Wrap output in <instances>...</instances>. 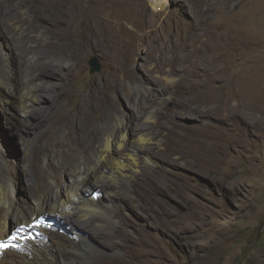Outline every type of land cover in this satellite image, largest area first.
<instances>
[{
	"label": "rangeland",
	"instance_id": "1",
	"mask_svg": "<svg viewBox=\"0 0 264 264\" xmlns=\"http://www.w3.org/2000/svg\"><path fill=\"white\" fill-rule=\"evenodd\" d=\"M78 1L8 0L14 13L17 7L21 10L24 33L15 36L7 18L0 16V82L26 81L25 68L36 60L30 51L39 45L57 51L73 68L81 66L76 54L82 48V73L70 86L87 94L98 81L106 85L88 97L87 111L98 114L106 108L111 115L120 106L130 123L131 141L139 128L153 126V120L145 119L143 103L158 93L162 99L152 105V112L164 134L155 151L161 157L152 166L164 187L156 182L149 186L141 175L139 182L148 189L136 205L120 199L123 193L117 192V210L132 220L129 230L143 232L148 241L142 247L152 254V264H264V0ZM125 17L135 24L126 23ZM92 27L93 48L87 42ZM121 28L129 30V38ZM233 33L236 42L225 40ZM130 39L142 40L157 59L149 61L144 53L135 62L136 46L134 54L130 50L122 56L118 47ZM93 58L101 66L95 74ZM47 63L41 61L39 67ZM154 68L172 75L171 85L178 87L162 91L165 78L153 76ZM138 84L152 89L147 97ZM203 94L208 101L197 98ZM8 102L9 94L0 85V182L8 194L15 190L16 205L26 208L36 175L26 156L25 133L8 121L19 114ZM77 107L78 102L67 98L56 114H72ZM234 107L239 108L238 118H228V108ZM52 128L39 133L49 134ZM217 134L224 144L221 160L213 150ZM149 145L155 147L153 142ZM141 168L148 169L145 164ZM70 179L68 174L66 183ZM188 215L192 225L184 229L182 218ZM63 217L59 226L71 232L74 227ZM8 224L13 230V221ZM96 228L114 233L105 225ZM117 252L96 262L109 264L126 256Z\"/></svg>",
	"mask_w": 264,
	"mask_h": 264
},
{
	"label": "bare ground",
	"instance_id": "2",
	"mask_svg": "<svg viewBox=\"0 0 264 264\" xmlns=\"http://www.w3.org/2000/svg\"><path fill=\"white\" fill-rule=\"evenodd\" d=\"M7 2L8 0L0 4V11L4 14L0 16L7 18L12 33L17 36L24 33L19 25L21 19L18 13L21 10L17 7L14 13ZM125 20L128 24H135L132 18L125 17ZM121 29L123 36L127 35L129 38V30ZM93 37L92 27L90 38L87 40L92 48ZM229 39L235 40L234 33L225 40ZM135 46L136 54L132 50ZM235 49L238 51V45ZM118 50L122 56H126L131 50L135 62L140 61L144 53L149 61L157 59L142 40L130 39L126 45H120ZM30 53L35 54L36 60L30 61L25 68L28 79L25 81L26 77L6 78V83L0 82V85L5 87L9 94L8 103L14 104L18 110L19 114H14L8 121L25 133L22 138L27 144L26 156L31 170L36 175V181L31 187L30 204L26 208H19L14 201L15 190L8 194L7 186L0 182V241L11 235L8 222L13 221L16 229L20 225L31 224L39 215L51 214L58 219L64 216L74 228L66 233L61 223V226L54 230H42L40 238L28 242L23 249L10 250L0 256V264H90L93 260L96 264H104L96 262L97 259L104 255L115 256L119 250L124 251L126 256L115 257L109 264H152V254L142 247L148 240L145 241L142 231L129 230L132 229V220L123 210H117L116 198L117 192H122L120 199L138 204L148 189H144L143 183L139 182L141 175L149 186L155 187L156 182L159 188L164 187L163 182L156 179L158 171L152 166L156 159L161 157L155 151L163 141L164 134L159 121L154 117L152 105L162 97L157 93L143 103L144 106L147 105L145 119L153 120L154 124L139 128L135 141H131L128 126L130 123L120 106H117L111 115H108L106 108L98 114L87 111L88 97L95 91L102 92L106 85L98 81L95 87L86 89L87 94L78 93L70 86L72 79L82 73V62L86 54L82 48L76 54L81 66L76 68L51 48H42L39 45L32 48ZM214 60L217 65L220 64L218 60ZM41 61L49 63L39 67ZM152 75L164 76L167 84L162 83V91L170 92L178 87L171 85L174 78L170 74L154 68ZM48 78L54 80L53 83H50ZM190 78L192 79V76ZM41 79L47 82L39 83ZM193 81L201 82L196 79ZM205 85L208 86V83ZM137 86L146 97L152 91L147 85ZM67 98L78 102V110L72 114L65 112L57 115V109ZM197 98L209 100L204 94L198 95ZM227 113L228 118L236 119L239 116V108H228ZM49 125L53 127L51 132L40 135L39 132ZM235 132L236 128V137ZM217 139L213 150L221 160L224 144L221 135L217 134ZM150 142H153L155 147L150 146ZM2 159L6 168V159ZM142 164L148 169H139ZM68 174L71 179L66 183ZM99 191L105 195H99ZM88 192H91L92 196H82V193ZM143 210L147 211L148 208L145 206ZM81 219L86 221L80 222ZM182 221L183 228L190 229L191 217L185 216ZM174 223L176 220H172L171 224ZM97 225L108 226L114 233L107 229H97ZM167 226V223L161 225L163 228Z\"/></svg>",
	"mask_w": 264,
	"mask_h": 264
},
{
	"label": "clouds",
	"instance_id": "3",
	"mask_svg": "<svg viewBox=\"0 0 264 264\" xmlns=\"http://www.w3.org/2000/svg\"><path fill=\"white\" fill-rule=\"evenodd\" d=\"M38 221H43L42 226H35ZM58 226L59 219L57 216L50 214L39 215L34 222L31 224H23L18 226L16 229L11 230V235L8 238L0 241L9 245L5 251L0 252V256H3L7 251L10 250L23 249L28 244V242L39 239L42 235V230H54ZM20 228H23L24 231L18 232L17 230ZM13 236H15V239H13Z\"/></svg>",
	"mask_w": 264,
	"mask_h": 264
},
{
	"label": "water",
	"instance_id": "4",
	"mask_svg": "<svg viewBox=\"0 0 264 264\" xmlns=\"http://www.w3.org/2000/svg\"><path fill=\"white\" fill-rule=\"evenodd\" d=\"M90 66H91V69H92V73L93 74L101 71V66H100L99 61H98L97 58H93L91 60Z\"/></svg>",
	"mask_w": 264,
	"mask_h": 264
},
{
	"label": "snow or ice",
	"instance_id": "5",
	"mask_svg": "<svg viewBox=\"0 0 264 264\" xmlns=\"http://www.w3.org/2000/svg\"><path fill=\"white\" fill-rule=\"evenodd\" d=\"M43 221H38L37 224L35 225L36 227L42 226ZM18 232H23L24 229L20 228L17 230ZM13 239H15V236H13ZM9 247L8 244L4 243V242H0V252L5 251L7 248Z\"/></svg>",
	"mask_w": 264,
	"mask_h": 264
}]
</instances>
